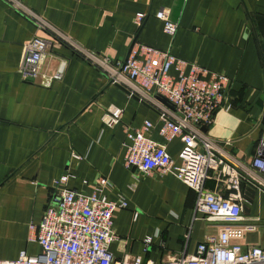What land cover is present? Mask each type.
Returning a JSON list of instances; mask_svg holds the SVG:
<instances>
[{
  "label": "crops",
  "instance_id": "1",
  "mask_svg": "<svg viewBox=\"0 0 264 264\" xmlns=\"http://www.w3.org/2000/svg\"><path fill=\"white\" fill-rule=\"evenodd\" d=\"M20 9L83 53L122 61L137 42L226 75L231 108L218 109L213 124L199 129L242 177L241 224H256L243 242L264 244V190L248 177L259 175L251 164L264 132V0H0V259H15L20 251L40 252L28 225L41 221L55 193L53 181L66 174L71 176L69 190L90 194L95 181L105 178L110 184L104 191L107 199H126L128 207L113 213L109 250L115 259L141 256L159 264L193 255L219 229L194 214L195 193L182 182L125 168L124 128H139L145 121L153 125L146 136L164 145L175 165L181 163L183 144L179 139L166 142L158 134L153 107L128 97L57 40L42 69L54 72L64 61L62 79L44 88L20 78L25 44L45 35ZM161 9L177 25L173 36L164 33L163 22L155 17ZM137 13L145 14L140 27L133 24ZM110 106L123 110L114 127L102 121ZM204 189L221 197L230 194L219 170L208 172ZM147 237L151 244L145 251Z\"/></svg>",
  "mask_w": 264,
  "mask_h": 264
},
{
  "label": "built area",
  "instance_id": "2",
  "mask_svg": "<svg viewBox=\"0 0 264 264\" xmlns=\"http://www.w3.org/2000/svg\"><path fill=\"white\" fill-rule=\"evenodd\" d=\"M20 11L34 22L37 32L45 33L44 36H33L24 46L18 67V75L23 81L32 80V83L48 88L62 79L64 61L54 72L42 69L57 40L100 69L109 82L121 87L128 97L153 107L160 123L158 134L166 142L174 139L182 142L181 163L175 165L166 147L146 136L153 128L149 121L139 128H124L125 168H134L144 175H170L182 182L195 193L194 214L203 215L219 227L217 235L206 237L193 255L173 256L159 264H264V244L243 242L248 234L256 231V224H241L244 221L242 177L225 164L218 155L216 143L199 129L213 124L218 109L228 111L231 108L226 95L229 78L137 42L131 44L122 61L83 53L49 24L24 9ZM155 17L163 22L165 34L175 35L177 25L168 20L164 9ZM144 19L145 14L137 13L133 24L140 27ZM153 96L164 98L173 109ZM122 113V109L110 106L102 116L104 125H118ZM72 158L80 159L74 154ZM251 166L259 175H248L249 179L264 190V132L255 147ZM218 170L226 177L230 190L227 197L204 189L208 172ZM70 177L66 174L53 181L55 193L41 221L28 225L40 252L28 255L20 251L15 259H0V264H154L150 260L144 261L141 256L124 255L122 259H115L109 250L114 236L113 213L128 207L124 197L119 196L115 201L107 199L104 191L110 187L109 181L97 179L92 192L86 194L66 188ZM136 217L137 213H134L133 218ZM150 244V237L145 238V251Z\"/></svg>",
  "mask_w": 264,
  "mask_h": 264
},
{
  "label": "water",
  "instance_id": "3",
  "mask_svg": "<svg viewBox=\"0 0 264 264\" xmlns=\"http://www.w3.org/2000/svg\"><path fill=\"white\" fill-rule=\"evenodd\" d=\"M28 82L32 83V80H28ZM157 99H158L161 103H163V104H165L166 106H168V107H170L171 109H173L172 105H170V104H169L164 98H162V97H157Z\"/></svg>",
  "mask_w": 264,
  "mask_h": 264
}]
</instances>
